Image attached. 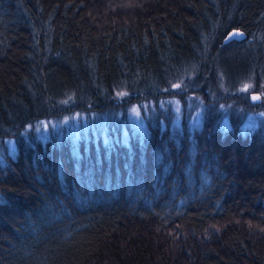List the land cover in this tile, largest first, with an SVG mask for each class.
<instances>
[{
  "label": "trees",
  "instance_id": "obj_1",
  "mask_svg": "<svg viewBox=\"0 0 264 264\" xmlns=\"http://www.w3.org/2000/svg\"><path fill=\"white\" fill-rule=\"evenodd\" d=\"M107 2L0 0V264H264V123L191 128L176 90L264 80V0ZM175 96L180 125L114 117ZM72 114L113 141L25 129Z\"/></svg>",
  "mask_w": 264,
  "mask_h": 264
},
{
  "label": "rangeland",
  "instance_id": "obj_2",
  "mask_svg": "<svg viewBox=\"0 0 264 264\" xmlns=\"http://www.w3.org/2000/svg\"><path fill=\"white\" fill-rule=\"evenodd\" d=\"M104 1H108V4L115 3L114 0ZM116 1L121 7H119L120 10L124 8V11H127L128 9L132 10L135 2V0ZM215 71L216 72L213 74L215 84L210 86L211 90L205 92V98L202 97V89L204 85H207L204 81L209 79L208 74L206 73L195 82L196 84L191 85V88H193L191 92H186L182 87L183 85L176 87L178 92L186 93L184 97L186 99L185 103L191 101L194 104V107L188 105L190 113L187 117V122L189 126L191 128L200 127L203 123L202 118L205 114L206 116H209V113H212V117L219 122L220 127L223 129H229L234 123H236L237 127L242 132H250L256 129L261 123H264V80L253 81L252 79H249L240 86L231 88L224 82L221 70L217 66L215 67ZM189 80L192 81V79ZM186 85H188L187 82L184 86ZM205 89H207V87ZM255 95L257 96L255 97ZM116 98L119 102L120 100L124 102V100L129 99V95L124 91H118L116 92ZM203 100L206 102H203ZM181 107L182 105L176 96L162 99L158 101L156 105L151 101L138 99L137 101L130 103L125 110L121 108V105L116 106L114 117L118 120L125 116V120L134 130L140 129L144 131L145 124L143 123V120L150 109L155 108V111L152 114L155 118L160 114L161 122H164L166 119L165 111L167 109L171 110L170 113H168V117H170L171 122L177 126L180 125L182 118ZM133 109H138L139 115H136L132 111ZM82 115L72 114L60 116L56 119L40 120L35 126L27 127L25 129L26 131H31L37 137L47 138L53 136L58 141L66 139L73 143V147H76V145L79 144L78 140L80 138H88L89 134H92L94 139L101 138L105 142L113 141V138L108 135L106 129L108 119L104 118L96 125L97 122L93 116L89 117L87 122L84 118H79ZM121 130L123 133L121 134V137L123 140H126L130 131L127 133L128 129L124 122L121 124ZM14 145L15 139L0 140V148L7 146L10 151L13 149Z\"/></svg>",
  "mask_w": 264,
  "mask_h": 264
},
{
  "label": "water",
  "instance_id": "obj_3",
  "mask_svg": "<svg viewBox=\"0 0 264 264\" xmlns=\"http://www.w3.org/2000/svg\"><path fill=\"white\" fill-rule=\"evenodd\" d=\"M245 34L243 32H239V31H236V30H233L231 31L225 38V41H230L232 39H235V40H242L245 38ZM257 95H255L256 97ZM253 100V99H252Z\"/></svg>",
  "mask_w": 264,
  "mask_h": 264
},
{
  "label": "snow or ice",
  "instance_id": "obj_4",
  "mask_svg": "<svg viewBox=\"0 0 264 264\" xmlns=\"http://www.w3.org/2000/svg\"><path fill=\"white\" fill-rule=\"evenodd\" d=\"M136 115H139V111H138V109H133L132 110Z\"/></svg>",
  "mask_w": 264,
  "mask_h": 264
}]
</instances>
